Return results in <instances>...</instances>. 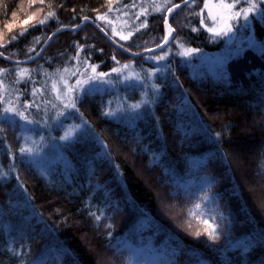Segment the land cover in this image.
Here are the masks:
<instances>
[{
  "label": "trees",
  "instance_id": "1",
  "mask_svg": "<svg viewBox=\"0 0 264 264\" xmlns=\"http://www.w3.org/2000/svg\"><path fill=\"white\" fill-rule=\"evenodd\" d=\"M181 1L153 10L165 0H0V52L28 59L57 29L79 26L85 17L141 52L164 43L167 7ZM196 1L170 14L173 31L160 50L170 54L159 63L127 54L92 23L56 34L31 62L0 57V69H7L0 95L10 100L20 93L13 104L39 105L25 114L44 122L29 130L17 116H0V173H7L0 176V264H145L143 255L160 264H264V0H222L234 5L238 30L243 10L256 5L254 42L235 51L229 40H212L206 0ZM49 12L45 24L32 27ZM118 15L134 23L128 41L111 30L109 20ZM182 47L224 52L226 63L209 69ZM130 61L147 76L149 93L134 116L106 113L119 96L136 100L143 84L104 83L74 90L76 108L49 127L56 106L43 80L79 69L71 76L75 85L85 78L79 73H91L88 65L109 77ZM24 66L31 72L20 78L17 68ZM81 120L86 126L60 144L63 157L19 152L29 132L55 140L62 123ZM205 194L210 202L203 209ZM196 204L202 216L189 215ZM211 226L215 239L207 235Z\"/></svg>",
  "mask_w": 264,
  "mask_h": 264
},
{
  "label": "rangeland",
  "instance_id": "2",
  "mask_svg": "<svg viewBox=\"0 0 264 264\" xmlns=\"http://www.w3.org/2000/svg\"><path fill=\"white\" fill-rule=\"evenodd\" d=\"M198 3L196 0L192 1L189 3L191 6L195 5ZM209 7L206 8L208 10L209 18H210V29L212 32V40L215 42H220L223 39L229 40V44H231V50H239L241 48H244L247 44H251L254 42V31L252 28V15L250 8H246L243 10L241 14V22L242 25L240 26L241 30H238L234 24H233V15H231V9L230 8H221L218 7V5H224L226 4L222 0H206V2ZM246 14V15H245ZM110 26L112 32L121 39V36H128L129 33H131V36L133 35V24L131 20L126 16V15H118L116 17L112 16L110 18ZM172 27V26H171ZM173 29V27H172ZM131 36H129L128 39L124 40L121 39L122 41H128ZM186 49L184 47L181 48V52L183 53ZM170 50H165L161 53L154 52L146 55V60L159 63L161 60H154V59H149V57L153 56H160L164 55L165 58H167L170 54ZM226 53H217V54H210L206 52H192L190 55H196L200 59V65L207 66L209 69H214L216 67L222 66L226 63ZM164 58V59H165ZM129 65L128 68H122V65ZM119 68L121 69L118 72H115L114 75L112 76H107L103 81L101 80H94L90 81L87 84L82 85L80 88V91L82 92L86 87L88 86H96V85H103L104 83H108L107 81H111V85L113 83L116 84V82H119L120 84L124 83H139L143 84V90L140 91V96L134 100L132 94H129V96H119L118 99L112 102L110 104V107L113 111L114 114H119L122 116H125L126 118H130L134 116L135 113H137L139 110H141L148 102L149 98V93L146 88V82L143 81L144 77H147L146 75H142L137 67L135 66L134 61L130 62H125L123 63ZM20 69H27L28 74L26 76L30 75L31 68L24 66V67H18L17 68V73L20 74ZM70 72L71 69H69ZM150 74H153V70L149 71V77L152 78ZM61 76H64L65 79H67L68 84L73 85L71 83V75L68 73L64 72L63 70H58L55 72L54 75L49 78L48 82L45 80L42 81V84L46 87H50V96L53 98L54 103H52V106L55 105L56 109L54 108V114H53V119L50 120L49 122V127L53 128L55 125H58L57 122L63 119L65 114L71 112L70 108H65L64 104L67 103V100L65 99L63 102L60 99H57V95H63V93L66 91L64 88L63 82H61ZM139 76L140 79H136L135 77ZM125 77H132L131 79H125ZM56 84V89H53V84ZM38 90L36 91L35 95L38 94ZM15 97L11 98L10 100L14 103L17 101L18 98H20V93L15 92ZM73 96V95H72ZM139 103L140 107L139 108H132L130 107L133 104ZM58 112H63V115L57 116ZM36 121L35 123H27L26 128L29 130L35 129V127H41L42 123L44 122H39L38 120L34 119ZM76 125H80L79 128H75ZM86 126V123H82V120L80 122H73L69 124H61L60 126V136L57 137V139H48L44 135H40L38 137H34L31 132H29L26 136V143L25 146L28 147H35L38 150L34 153L31 154L34 158H44V157H49V159H57L59 157H63V152L61 151L60 144L72 140L73 138L76 137V135ZM70 128L74 129L72 132L71 136L66 139L62 140L60 139L61 136L65 134L67 130ZM43 138V139H41ZM34 142V143H33ZM210 186L209 183H205L201 190H206ZM210 202V199L205 200L204 199V207L205 205ZM144 256V257H143ZM142 258H146L145 264H160L159 257H153V256H146L143 255Z\"/></svg>",
  "mask_w": 264,
  "mask_h": 264
},
{
  "label": "snow or ice",
  "instance_id": "3",
  "mask_svg": "<svg viewBox=\"0 0 264 264\" xmlns=\"http://www.w3.org/2000/svg\"><path fill=\"white\" fill-rule=\"evenodd\" d=\"M188 2H189V0H182V3H184L185 6H187ZM34 3H35V0H34ZM40 3L42 4L43 0H40ZM168 3H170V0H165V3L161 4V5L154 4L153 10L162 9ZM132 7H135V4H133ZM179 7H180L179 4H171V7H167V12L172 13L174 9H178ZM204 7L208 8L209 5L207 3H205ZM218 7L232 8V7H234V5L224 4V5H218ZM255 7H256V5L252 4L250 7V10L255 9ZM143 14L147 15V12L145 11ZM53 15H54V13H52V12L47 13V15L43 19L36 20L35 24H33L32 27H35L36 24H40V25L45 24L47 22L48 18L52 17ZM234 15H239V13H235ZM99 18L101 20H105L107 18V14L100 16ZM32 19H34V17H29L28 19L24 20L23 23L28 24L29 20H32ZM85 19H87V17H85ZM165 24H167V20H165ZM140 27H146V24H141ZM25 31H27V29H23L21 31L20 35H23ZM57 31H59V29H57ZM172 31H173V29L169 25V35H171ZM129 36H131V33H129L128 36H121V39L126 40L129 38ZM12 39H15V37H12ZM49 39H51V37H49ZM164 39L167 40V36ZM36 41L39 42V38H36ZM157 47H161V46L157 45ZM195 51H197V50L196 49H186L182 54L188 55V54H191L192 52H195ZM2 55H3V53H0V56H2ZM76 58L78 59V57H76ZM164 58H165L164 55L149 57V59H154V60H163ZM115 59H116V57L113 56V60H115ZM85 63H86V61H85ZM88 67L91 69V73H87V72L86 73H79L81 76H84L85 78L84 79H77L75 85L68 84L67 79H65L64 76H61V82H63L64 88L66 89V91L63 93V95L58 94L57 99H60L62 102L65 99L67 100V103L64 104L65 108H73V109L76 108V100L72 96V93L74 92V90L80 89L82 87V85L87 84L90 81H94V80L103 81L105 79V77L108 75L107 73L97 72L96 71V65H88ZM128 67H129V65H127V64L122 65V68H128ZM120 70H121L120 68H113L112 69L113 72H118ZM6 71H7V69H0V73L6 72ZM28 71L29 70H27V69H20V78H24L28 74ZM64 72L68 73L71 76H75L79 72V69H77L76 72H70L69 69H64ZM131 78L132 77H125V79H131ZM135 78L140 79L139 76H136ZM107 82L111 83V81H107ZM53 89L54 90L56 89L55 83L53 84ZM36 91H37L36 89H33V94H35ZM0 102H3L5 105L3 107V109L0 110V116H4L5 114H12V115L17 116L20 119L26 121L27 123H35L36 122L34 120H29V117L25 113L27 112V108L29 106H35V107L39 108L40 107L39 105H35L34 103L32 105H24L23 110H20L13 104V102L11 100H5L3 95H0ZM54 107H55V105H54ZM130 107H132L134 109L139 108L140 104L136 103V104L131 105ZM113 114L114 113L112 111H109L106 113V115H113ZM60 115H63V112L57 113V116H60ZM82 123H86V121H82ZM79 127H80V125L75 126V128H79ZM73 131H74V129L70 128L69 130H67L65 132V134L63 136L60 137V139H62V140L68 139L71 136ZM41 139H43V138H41ZM37 150L38 149L35 147L24 146V147H21L19 149V152L22 154L27 153V154L31 155V154H34ZM6 175H7V173H0V176H6ZM18 179H19V177H18ZM203 199H205V200L208 199L207 194H205L203 196ZM199 208H200V204L194 205L193 209L189 210V215L190 216H202L203 213L196 212V210ZM96 219L99 220V217L97 216ZM203 223L207 224L208 221L204 220ZM200 234H201L200 232L196 233V235H200ZM207 235L210 238L215 239L216 235H217L216 226H211L210 230L207 231Z\"/></svg>",
  "mask_w": 264,
  "mask_h": 264
},
{
  "label": "water",
  "instance_id": "4",
  "mask_svg": "<svg viewBox=\"0 0 264 264\" xmlns=\"http://www.w3.org/2000/svg\"><path fill=\"white\" fill-rule=\"evenodd\" d=\"M192 1H194V0H189L188 4L191 3ZM178 4H179L180 6L185 5L184 3H182V1H181L180 3H178ZM170 14H171V13L167 12V15H166L167 26H168V31H167V34H166V36H167V40H165L164 43L160 45L161 47H157V46H156V47H152V48L145 49V50H143V51H141V52H133V51L127 49L126 47L122 46L121 44L117 43V42H116L112 37H110V36L108 35V33H107V32H106V31H105L100 25H98L94 20H92L91 18H87V19H85L84 22H82L78 27H77V26H74V27H63V28H60L59 31H55V32L50 36L51 39H48V40H47V42H46V43L44 44V46L40 49V51H39L36 55H34V56H32V57H30V58H28V59L21 60V61H18V60H12L11 58L5 56L4 54H3L2 56H0V57H5V58H7L8 60L15 61V62H21V63H28V62H31L32 60L36 59L37 57H39V56L42 54V52H43V51L45 50V48L49 45V43L51 42L52 38H53L56 34L62 32L64 29L77 30V29H79V28L85 26L87 23H92V24H94V25H95L99 30H101V31H102L107 37H109L110 41H111L113 44H115L117 47H119L120 49H122V50L125 51L127 54H129V55H131V56H133V57H138V56H142V55H144V54H150V53L158 52V51L162 50V49L166 46V44L168 43V41L170 40V37H171V35H169V25H170V23H169V17H170ZM170 26H171V25H170ZM171 28H172V27H171ZM171 34H172V33H171ZM0 53H2V52H0Z\"/></svg>",
  "mask_w": 264,
  "mask_h": 264
}]
</instances>
